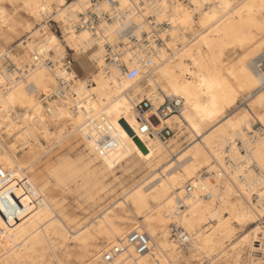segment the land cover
Listing matches in <instances>:
<instances>
[{
	"label": "snow or ice",
	"instance_id": "obj_1",
	"mask_svg": "<svg viewBox=\"0 0 264 264\" xmlns=\"http://www.w3.org/2000/svg\"><path fill=\"white\" fill-rule=\"evenodd\" d=\"M0 264H264V0L0 3Z\"/></svg>",
	"mask_w": 264,
	"mask_h": 264
},
{
	"label": "bare ground",
	"instance_id": "obj_2",
	"mask_svg": "<svg viewBox=\"0 0 264 264\" xmlns=\"http://www.w3.org/2000/svg\"><path fill=\"white\" fill-rule=\"evenodd\" d=\"M9 1H14V0H9ZM18 2V0H15ZM213 2H218V0H213ZM238 2V0H237ZM2 3V2H1ZM5 3V2H4ZM234 19H238V18H234ZM228 22L225 21V25ZM224 25L221 26V30H223ZM191 33L189 34L188 38L191 39ZM257 36H259V34H257ZM177 47H183L182 44L177 45ZM230 53V58L231 56H235L237 54V49L233 48V49H228L226 50V54ZM187 63V61H186ZM182 116H178L177 115V121L178 123H176L172 128L178 129V132L176 134H174L170 139H168L167 141H164V143L170 145V146H174L176 149L179 150H187V148H191L193 152H196L198 149L195 147V145H200L201 148L204 146L205 140L210 141L211 144L218 146L217 141H218V133L216 131V126H214L213 124H211L210 122L205 123V122H201V127L200 130L197 131L196 129L192 128L190 124L187 123L186 120L181 119V117L184 116V109H182ZM181 125H183V127H181ZM191 135H193L195 137V140H193V138L191 137ZM190 137L192 139H190ZM188 140L190 139V141L184 146V142L186 141H182V140ZM173 141H175V144L173 145ZM213 150H216L215 148H213ZM223 151V150H221ZM168 154L165 153V156H167ZM84 182V181H83ZM54 208V207H53ZM57 210V209H56ZM60 211V210H59ZM58 213V211H56Z\"/></svg>",
	"mask_w": 264,
	"mask_h": 264
},
{
	"label": "rangeland",
	"instance_id": "obj_3",
	"mask_svg": "<svg viewBox=\"0 0 264 264\" xmlns=\"http://www.w3.org/2000/svg\"><path fill=\"white\" fill-rule=\"evenodd\" d=\"M1 2L2 3H4V2L5 3H10L11 1H9V0H0V3ZM12 2L18 3L19 0H18V2L15 1V0L12 1ZM174 131H175V134H176L178 132V129L174 128ZM191 137L193 138L194 136L191 135ZM191 137H190V139H192ZM190 139L182 140V141H186V142L183 143L184 146L190 141ZM87 177H88V173L87 172H82V173L76 174V170L72 169V168H70L69 171L65 174V178L68 181V185H69V187L72 190H76L79 187V189H81V190L92 191V188H87L86 189V185L89 184V180L87 179ZM116 195H119V191H116ZM111 197H112V190H109L108 192H105L102 195L98 196L96 198L95 202L91 203L89 205V207L94 209V214L95 213H99L106 206V201H108ZM66 199H69L70 203L75 205V199L74 198L67 197ZM53 207L55 208V205H53ZM77 207H78V205H77ZM59 210L60 209H57L56 211L60 212ZM82 215H83V217L85 219L87 218V213L86 212L83 213ZM73 218L75 219L76 217H73Z\"/></svg>",
	"mask_w": 264,
	"mask_h": 264
},
{
	"label": "built area",
	"instance_id": "obj_4",
	"mask_svg": "<svg viewBox=\"0 0 264 264\" xmlns=\"http://www.w3.org/2000/svg\"><path fill=\"white\" fill-rule=\"evenodd\" d=\"M182 109H183L182 106H177V113H178V116H182V115H181V114H182ZM174 134H175L174 128H169V129L165 130V131L162 133L163 140H164V141H167V140L170 139Z\"/></svg>",
	"mask_w": 264,
	"mask_h": 264
}]
</instances>
